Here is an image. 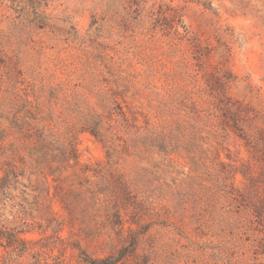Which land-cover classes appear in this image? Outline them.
<instances>
[{
  "label": "clouds",
  "instance_id": "9594fccd",
  "mask_svg": "<svg viewBox=\"0 0 264 264\" xmlns=\"http://www.w3.org/2000/svg\"><path fill=\"white\" fill-rule=\"evenodd\" d=\"M0 264H264V0H0Z\"/></svg>",
  "mask_w": 264,
  "mask_h": 264
}]
</instances>
